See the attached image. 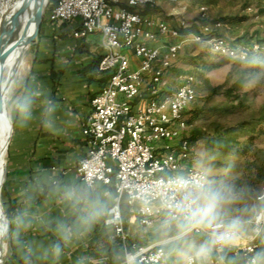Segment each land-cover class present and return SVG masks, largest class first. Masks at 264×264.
<instances>
[{
  "label": "built area",
  "instance_id": "built-area-1",
  "mask_svg": "<svg viewBox=\"0 0 264 264\" xmlns=\"http://www.w3.org/2000/svg\"><path fill=\"white\" fill-rule=\"evenodd\" d=\"M179 0H55L47 11L51 22L76 23L73 36L86 38L100 33L105 54L98 71L107 74V84L91 100L92 112L82 135L87 142V155L76 166L79 180L88 188L100 184L113 187L116 200L108 209L104 226L111 229L122 245L124 264H170L161 246L138 247L129 243L121 212V199L126 198L129 212L139 225L151 228L156 221L171 220V196L174 182L180 179L208 182L206 173L189 164L194 153L192 142L184 136L189 129L185 112L195 100V77L181 78L180 86L167 94L166 73L178 60L188 40L206 44L221 57L240 62L264 54V44H236L215 37L208 26L201 33H185L186 24L178 27L141 13L160 2ZM216 26H220L217 24ZM168 38L163 48L152 47L160 38ZM130 54L138 60L131 65ZM142 104V102H144ZM255 201L264 206V184ZM251 221L249 234H241V255L245 264L264 244V221ZM208 239L199 228L187 231ZM198 264L188 255L185 264ZM210 264H217L211 261Z\"/></svg>",
  "mask_w": 264,
  "mask_h": 264
},
{
  "label": "crops",
  "instance_id": "crops-1",
  "mask_svg": "<svg viewBox=\"0 0 264 264\" xmlns=\"http://www.w3.org/2000/svg\"><path fill=\"white\" fill-rule=\"evenodd\" d=\"M153 8L144 14L154 18ZM179 14L176 10L167 14L173 17L167 22L171 27H178L182 21ZM77 28L78 22H51L46 13L30 43L35 46L34 54L13 112L7 174L0 194L8 219V264H124L122 245L112 230L104 226L107 211L116 200L113 187L97 184L88 188L76 174L78 162L88 151L82 129L92 112L91 100L109 79L94 66L105 54L101 34L76 39L73 34ZM167 42L169 39L164 37L151 46L163 51ZM130 60L136 68L138 60L131 54ZM168 77L169 72L164 76L165 92L170 90ZM24 100L30 101L28 117L19 109V102ZM83 190L102 208L91 224L82 223L86 205L69 198V193L79 194ZM124 221L130 244L136 243L138 247L166 244L165 240H152L147 233L150 228L141 227L131 212ZM58 223L71 229L67 240L58 233ZM249 231L241 234L247 235ZM56 244L61 248L59 256L54 252ZM242 244L238 239L223 253L213 252L211 261L218 264V257L223 256L225 264H245L243 258L241 262L234 259L235 248ZM199 246L189 250L171 245L165 250L166 261L185 264L186 256L193 254L200 264L195 255ZM262 250L264 244L258 252Z\"/></svg>",
  "mask_w": 264,
  "mask_h": 264
},
{
  "label": "rangeland",
  "instance_id": "rangeland-1",
  "mask_svg": "<svg viewBox=\"0 0 264 264\" xmlns=\"http://www.w3.org/2000/svg\"><path fill=\"white\" fill-rule=\"evenodd\" d=\"M173 10L180 11L178 17L187 26L185 33L197 35L208 26L211 35L236 44H264V0L160 2L152 12L156 15L154 19L169 22L173 17L167 14ZM15 38L13 36L11 41ZM34 47L30 44L26 48L24 70L18 73L8 90L5 104L12 121ZM168 72L170 90L167 94L178 86L183 76L195 77L196 97L185 112L189 129L184 136L194 146L189 164L203 170L208 182L230 185L235 189L239 199L228 211L230 215H239L250 221L242 231L246 233L251 228L256 209L260 208L255 197L264 184V54L240 62L214 54L206 44L188 40ZM11 73L7 67L4 81ZM0 205L4 210L1 199ZM159 226L162 227L160 230ZM147 233L152 240H165L162 247L166 251L175 244L193 250L207 240L191 233L182 239H172L177 236L175 223L164 219L156 221ZM6 239L7 236L5 242ZM2 256L6 259L2 264H8L10 248L7 242ZM242 258L238 255L234 259L241 262Z\"/></svg>",
  "mask_w": 264,
  "mask_h": 264
},
{
  "label": "clouds",
  "instance_id": "clouds-1",
  "mask_svg": "<svg viewBox=\"0 0 264 264\" xmlns=\"http://www.w3.org/2000/svg\"><path fill=\"white\" fill-rule=\"evenodd\" d=\"M19 109L28 117L30 101L19 102ZM170 196L171 220L175 222L177 239H182L191 228H199L208 234V239L195 251L200 264H210L214 251L223 253L226 248L232 247L250 222L242 216L229 214L228 210L239 199L238 193L230 185L180 179L174 182ZM69 198H75L77 202L86 205V215L82 217V223L91 224L101 214L99 202L92 200L87 190L79 194L69 193ZM255 218L257 221H264V206L256 209ZM57 231L63 240L70 237L71 229L63 223L57 224ZM53 247L55 254L59 256L60 245ZM218 264H225L223 256L218 257ZM248 264H264V250L253 256Z\"/></svg>",
  "mask_w": 264,
  "mask_h": 264
},
{
  "label": "water",
  "instance_id": "water-1",
  "mask_svg": "<svg viewBox=\"0 0 264 264\" xmlns=\"http://www.w3.org/2000/svg\"><path fill=\"white\" fill-rule=\"evenodd\" d=\"M48 3L49 0H23L18 13L15 14L12 18L13 25L8 30H6L8 11H6L0 18V116L2 114L9 116L5 104L8 98V93L10 92L8 90L10 87L12 88L15 79L18 76L19 65L22 62H24V55L26 48L30 45V43L33 41V39L36 37V35L39 32V28L42 23L43 16L47 10ZM31 6L33 7V15L29 20V22L26 24L22 35L17 40L11 41V38L13 37L14 34V30L18 25V18L20 17V15L26 13V11ZM32 26H33V30L31 29ZM16 51H20V56L16 64V67L9 75V77L5 81H3L2 66H4L9 55H11L13 52ZM13 127H14L13 121L10 119V138L6 149V155L8 153L10 141L13 134ZM6 174H7V169H6V156H5L4 167H2V164L0 163V194L6 180ZM0 210L2 215V219L0 221L6 227V231L4 233L2 232L0 235V256L2 257L0 260V264H2L3 262L6 261V259H4L2 255L4 248L6 247V242L9 244V239H8L9 228H8V219L1 205H0ZM5 236H7L6 242H5Z\"/></svg>",
  "mask_w": 264,
  "mask_h": 264
},
{
  "label": "bare ground",
  "instance_id": "bare-ground-1",
  "mask_svg": "<svg viewBox=\"0 0 264 264\" xmlns=\"http://www.w3.org/2000/svg\"><path fill=\"white\" fill-rule=\"evenodd\" d=\"M23 0H0V18L1 16L8 11V18L6 21V30L10 29L12 27V18L15 14L18 13L21 4ZM33 15V7L31 6L26 13L20 15L18 18V25L14 30L13 36H16L15 40H17L23 33L24 28L26 24L29 22ZM33 30V26L31 28ZM20 56V51L13 52L9 57L7 58L4 66H2V80L4 81L5 74L7 72V67L11 69V72L16 67V64L18 62ZM25 63L22 62L19 65V73L24 70ZM10 138V118L8 115L2 114L0 116V163L2 164V167H4L5 163V156H6V149ZM2 219L1 210H0V220ZM6 227L1 223L0 221V235L3 232ZM1 260V256H0Z\"/></svg>",
  "mask_w": 264,
  "mask_h": 264
},
{
  "label": "trees",
  "instance_id": "trees-1",
  "mask_svg": "<svg viewBox=\"0 0 264 264\" xmlns=\"http://www.w3.org/2000/svg\"><path fill=\"white\" fill-rule=\"evenodd\" d=\"M55 5V0H49V3H48V7H47V10L46 12L52 8L53 6ZM148 10V7L147 8H144L142 10H140L141 13H146ZM101 58H99L98 60H96L94 66L97 68L98 67V63L100 61ZM121 212H122V216H123V219L126 220L127 216L129 215V208L127 206V202H126V198H122L121 199Z\"/></svg>",
  "mask_w": 264,
  "mask_h": 264
}]
</instances>
